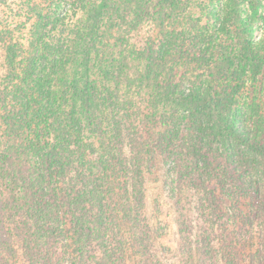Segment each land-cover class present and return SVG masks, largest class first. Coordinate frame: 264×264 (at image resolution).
I'll return each mask as SVG.
<instances>
[{
	"label": "trees",
	"instance_id": "obj_1",
	"mask_svg": "<svg viewBox=\"0 0 264 264\" xmlns=\"http://www.w3.org/2000/svg\"><path fill=\"white\" fill-rule=\"evenodd\" d=\"M0 264H264L262 0H0Z\"/></svg>",
	"mask_w": 264,
	"mask_h": 264
},
{
	"label": "rangeland",
	"instance_id": "obj_2",
	"mask_svg": "<svg viewBox=\"0 0 264 264\" xmlns=\"http://www.w3.org/2000/svg\"><path fill=\"white\" fill-rule=\"evenodd\" d=\"M262 2L264 4V0H262ZM5 14H7L6 15V18L8 20H13V21L16 20L12 13H9L8 11H5ZM156 192L157 191L154 192L153 198H155V194H157ZM162 197H164V195ZM154 205L155 204L149 203L150 209ZM157 218H158V220H157L158 223L161 224V225H164L165 230H166L165 232H167L165 234V236L163 237V245L165 247H168V246L171 247V246H173L176 243V237H175V234H174L175 233L174 232V225H172L173 224L172 223L173 222V219H172L173 217L172 216H168V218H167L163 214H160ZM170 220H171V222H170ZM168 226H169V228H168Z\"/></svg>",
	"mask_w": 264,
	"mask_h": 264
}]
</instances>
